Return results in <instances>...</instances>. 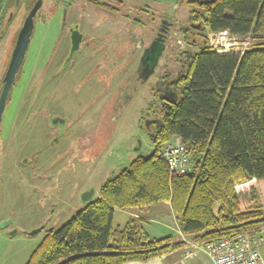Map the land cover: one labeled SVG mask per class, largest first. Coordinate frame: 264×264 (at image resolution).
Listing matches in <instances>:
<instances>
[{
  "label": "trees",
  "instance_id": "16d2710c",
  "mask_svg": "<svg viewBox=\"0 0 264 264\" xmlns=\"http://www.w3.org/2000/svg\"><path fill=\"white\" fill-rule=\"evenodd\" d=\"M204 34L196 51L184 52L182 70L170 74L172 96L159 94L151 110L162 122L152 135L157 147L137 156L100 188L59 230L48 232L27 264H127L148 262L180 250L186 241L154 238L146 219L114 227L117 210L139 212L168 203L181 233L193 242L264 227V209L253 181L264 180V43L241 53L208 48L205 33L229 30L264 41V0H177ZM15 0H0V42ZM17 6V4H15ZM160 91H158L159 93ZM181 138L192 169L171 175L159 150ZM248 183L245 192L239 186Z\"/></svg>",
  "mask_w": 264,
  "mask_h": 264
},
{
  "label": "rangeland",
  "instance_id": "374dc122",
  "mask_svg": "<svg viewBox=\"0 0 264 264\" xmlns=\"http://www.w3.org/2000/svg\"><path fill=\"white\" fill-rule=\"evenodd\" d=\"M140 1L142 6L148 5L151 10V14L138 15L142 24H148L151 21L149 19L153 17H156L154 25L158 24L161 14L172 16L173 24L167 48L159 61L156 76L161 77L166 72L176 76L184 65V52L197 50L187 44L183 30L191 29L189 35L197 40L202 39L204 34L190 22L191 7L180 5L177 0ZM51 2L53 0L45 1L35 18L34 31L24 63L0 122V225L9 223L5 228L0 227V264H27L45 235L50 231L59 230L85 206L81 199L86 191L94 190V199H97L101 186L108 179L128 167L137 156H148L155 149L150 131L144 127L143 118L147 111H151V103L155 102V98L147 89L155 78L142 85L141 92L124 107L118 121L112 122L110 117L107 119L106 108L113 103L116 81L122 83L135 69L139 58H129L126 49L130 46L124 38L122 39V34L118 36L119 41L114 46V49L117 46L116 53L111 58L101 60L103 53H100L97 59L88 60V64L77 69V79L72 88H76L78 82L80 83L88 73L87 76L93 75L89 88H80L81 90L71 94L70 98L65 94L68 91H65L60 99L57 98L59 100L48 102L43 109L39 105L41 102L35 101L32 105L34 97L28 93V86L43 80V69L53 57L59 41L61 11L51 8ZM27 15L28 12L24 9L15 14L7 36L0 43V81L15 48L14 37ZM211 33L213 32L205 33L208 48L214 51L216 48L225 49L218 45L219 42L215 38L211 42L208 40ZM228 42V51L221 54H243L264 43L253 35L238 36ZM105 63L115 65L109 71V79L102 77L101 72L106 70ZM122 72L124 73L120 76ZM97 76L102 78V86L97 83ZM62 83L64 84V81ZM62 87L64 88L63 85ZM106 89H109V98L106 95L77 121L78 134L62 138L64 143H52L50 138L53 134L48 124V115L55 112L67 116L70 112H74L73 116L79 114L80 110L84 109L83 106L90 104V99ZM87 128H90L91 132L83 133L82 129ZM7 134L11 135L8 144L4 140ZM69 141L72 147L65 157V147L69 145ZM239 191L244 193L245 189L239 186ZM157 207L166 213L170 212L166 203H159ZM155 221L147 226L154 232L162 231L159 224L167 221L165 217L158 216ZM172 222L176 229L177 220ZM38 229L41 231L30 235ZM13 231L16 233L11 235ZM163 231L157 235H166L167 232ZM166 264L211 262L201 252L187 259L185 249H181Z\"/></svg>",
  "mask_w": 264,
  "mask_h": 264
},
{
  "label": "flooded vegetation",
  "instance_id": "af4514ba",
  "mask_svg": "<svg viewBox=\"0 0 264 264\" xmlns=\"http://www.w3.org/2000/svg\"><path fill=\"white\" fill-rule=\"evenodd\" d=\"M17 1L18 4L16 3ZM38 1L39 0H15L17 6L14 4L11 12H14L15 16L19 10L24 9L29 15L33 7L38 4ZM45 1L47 0H42L41 7L37 14L44 6ZM141 3L142 1L140 0H53V2H51V8L61 11L59 41L53 57L48 60V63L43 69V80L37 83H30L28 86V93L32 94L34 97L32 105L35 101L41 102L39 105L41 109H43L48 102L59 100L65 91H68L65 94L69 97L71 94L77 93L82 87L89 88V86L92 85L90 81L93 80V75L87 76L89 73L85 77L83 76L81 82H78L76 85V88H72L77 79V69L84 64H88V60L93 61L95 58L97 59L100 53H103L100 57L101 60L108 59V57L111 58L112 55L116 53L117 46L115 49L114 46L118 43V36L121 34L122 39L124 38L130 46V48L128 47L126 49V51L129 52V58L134 59L136 56L139 58L135 69L130 72L127 78L122 80V83H118L115 79L117 86L114 92L113 103L109 104L106 108L107 119L110 117L112 122L118 121L124 107L139 95L142 85L149 83L152 78H155V80L154 82H150L147 89L148 93L155 98V102L153 103L157 102L159 94H163L167 97L172 96L170 72H166L161 77L157 78L156 72L159 66L158 64L153 74L146 77L148 68L140 67L141 58L145 50L148 49L155 40L160 38V43L165 46V49L167 48L168 36L173 24L171 22L172 16L167 13L161 14V19L158 24L154 25L156 17L149 19V21H151L148 24H142L138 15L145 13L151 14V10L148 5L142 6ZM125 8H127L126 11ZM9 26L6 29L4 38L7 36ZM197 29L200 30L199 26ZM18 32L14 37V43H16ZM132 44L133 46L131 47ZM74 47L75 50L72 52ZM77 54L79 55L77 56ZM79 57L81 58L79 59ZM162 57L163 54L161 58ZM114 67V64H104L106 70L104 69L101 72L103 79L105 76L106 79H109V71ZM7 68L8 67H6V70ZM99 68H96V70ZM101 73L99 76H101ZM123 73L124 72L120 73V76ZM117 74H115V76ZM4 75L0 81V95L3 90ZM95 77L96 76H94V78ZM101 79L102 78L97 76L96 81L102 86L103 81H101ZM63 81L64 84L62 83ZM100 81L101 83H99ZM14 85L12 89H14ZM158 91L160 92L158 93ZM108 92L109 89H106L103 93L101 91V93L96 94V96L92 98L93 100L90 99V104L83 106L82 109H84L80 110L79 114H74V116L72 114L74 112H70L69 116L59 112L50 113L47 120L53 134L50 138L52 143L57 144L62 141V138L64 139L78 134L79 128L76 125L77 121L85 116V112L88 109L101 102L106 95V97H108ZM9 97L10 96H8V99ZM25 100L26 99H24V101ZM143 118L144 127L150 131L149 135L151 136L162 126V122L159 121V118L152 110L147 111ZM105 128L108 129L107 126ZM90 130V128L82 129L83 133L86 134L91 132ZM100 133L102 132L100 131ZM10 136V134L5 136L4 140L6 144L9 143ZM64 141L65 140H63L62 143H64ZM71 142L69 141V145L65 147V157L72 147Z\"/></svg>",
  "mask_w": 264,
  "mask_h": 264
},
{
  "label": "built area",
  "instance_id": "2783aa9c",
  "mask_svg": "<svg viewBox=\"0 0 264 264\" xmlns=\"http://www.w3.org/2000/svg\"><path fill=\"white\" fill-rule=\"evenodd\" d=\"M235 37L229 30H223L211 33L208 40L211 42L215 38L219 42L218 45L225 48H216L221 54L228 51L230 46L228 41ZM159 155L166 161L171 175L183 177L193 167L186 145L181 138H175L165 144L159 150ZM184 240L187 259L201 252L207 256L211 264H264V227L257 233H240L198 243Z\"/></svg>",
  "mask_w": 264,
  "mask_h": 264
},
{
  "label": "water",
  "instance_id": "95a60500",
  "mask_svg": "<svg viewBox=\"0 0 264 264\" xmlns=\"http://www.w3.org/2000/svg\"><path fill=\"white\" fill-rule=\"evenodd\" d=\"M18 4V1L16 2ZM42 0L38 1V4L33 7V9L30 11L29 15L24 20V23L21 27V29L18 32V36L15 43V48L11 57L10 62L8 63V68L6 72L4 73V79H3V90L0 95V122L2 120V115L4 113L6 102L8 99V96L10 95L11 89L16 81V78L18 74L21 71V67L23 65V62L26 57V52L30 44V40L34 31V22L37 15V12L39 8L41 7ZM16 8V7H15ZM14 18V12L10 13L7 20L4 29L2 30L3 33L6 32V29L11 24ZM161 39L158 38L155 40L148 49L145 50L143 57L141 58V64L140 67H147L148 72L146 74V77L153 74L155 68L159 64V60L163 54V51L165 49V46H163L161 43ZM75 50V47L72 49V52ZM95 196V191L90 190L86 191L82 195V202L84 204L89 203ZM9 223L4 222L0 225L1 228H5ZM41 229L35 230L30 233V235H36L38 232H40ZM16 231H13L11 235L15 234Z\"/></svg>",
  "mask_w": 264,
  "mask_h": 264
},
{
  "label": "crops",
  "instance_id": "0c3cea01",
  "mask_svg": "<svg viewBox=\"0 0 264 264\" xmlns=\"http://www.w3.org/2000/svg\"><path fill=\"white\" fill-rule=\"evenodd\" d=\"M253 183L256 186L257 192L259 194L260 202H261L263 209H264V180L253 181ZM247 185H248V183L243 184L241 186L243 187V189H245ZM157 205H159V204L153 205V206H151L147 209H144L142 211H139V212L117 210L116 214H115V218H114V227L115 228H124L125 225L127 224V222L131 218H137V217H140L142 219H146L147 224H149L150 222H156L155 221L156 217L160 216V217H165V219L167 220L166 222H163V224H159L160 229H163L167 232L166 235L159 237L157 234L162 232L163 230L162 231L158 230V231L154 232L146 224L145 228H146L147 232L154 238L160 239V238H164V237L169 236V235H173L176 237V239H181V240L185 241L184 239H186L187 237H184V235L181 233V231L179 229V224L176 227V229L173 227L174 222H172V221L175 220V222H176V217L172 212L170 204L166 203V206H168V208H170V212H168V213L159 209L157 207ZM186 240H189V239H186ZM182 249H184V248H182ZM179 251H181V249L177 250V251H173L167 255L155 258V259L148 261V262H129L127 264H166L167 261L172 256H174V254H176Z\"/></svg>",
  "mask_w": 264,
  "mask_h": 264
},
{
  "label": "bare ground",
  "instance_id": "6f19581e",
  "mask_svg": "<svg viewBox=\"0 0 264 264\" xmlns=\"http://www.w3.org/2000/svg\"><path fill=\"white\" fill-rule=\"evenodd\" d=\"M216 51V50H215ZM217 52V51H216Z\"/></svg>",
  "mask_w": 264,
  "mask_h": 264
}]
</instances>
